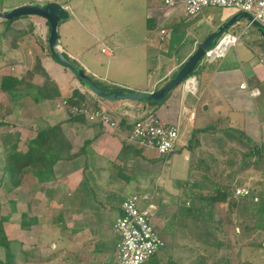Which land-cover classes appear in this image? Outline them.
<instances>
[{"label":"crops","instance_id":"0c3cea01","mask_svg":"<svg viewBox=\"0 0 264 264\" xmlns=\"http://www.w3.org/2000/svg\"><path fill=\"white\" fill-rule=\"evenodd\" d=\"M73 1H55L70 13L59 26L64 52L106 85L136 91H152L163 86L195 52L200 42L238 13L231 8L207 7L194 17L187 16L181 6L167 7L164 0H145L148 12L144 17L145 31L141 38L133 35L135 26L129 20V9L125 10L127 14L122 10L118 12L126 18L122 30L112 29L106 38H102L103 34L97 36L86 29L81 22L84 16L79 6L81 0L75 7ZM19 21L22 26L29 27L24 36L15 42L0 36V157L10 152L13 144L16 151L25 153L29 142L40 130L56 124L61 126L71 145L72 158L59 160L50 176L41 179L26 167L21 184L13 190L15 214L19 215L14 236L22 241L30 233V245L37 251L42 247L47 251L56 248L53 253L48 252L52 254L44 256L49 258L46 264L58 263L59 257L63 264H115L119 237L114 227L121 214L122 201L131 195L142 196L148 201L147 207L154 209V199L162 191L161 185L175 181V178L171 180V172L177 167L174 166V156L179 150L176 148L173 153L162 156L154 149L138 147L130 136L135 117L155 110L153 114L162 122L179 121L181 133L184 127L196 124L201 108L203 117L214 110V119H225L226 114H239L244 131L254 134L249 136L251 139L259 140L264 136V120H261L264 119V39L245 18L229 28L230 31L240 25L244 28L240 34V38L243 37L240 45L239 38L224 57L212 63L200 62L203 71L192 75L197 79V92H188L183 82L157 106L144 101L112 102L96 96L80 83L71 70L54 60L44 20L28 16ZM4 28L5 22L0 19V35ZM155 29L159 32H154ZM162 29L166 33L162 34ZM89 35L100 38L99 50ZM172 44L175 46L173 53L170 52ZM104 46L110 48V54L102 51ZM151 57H155L156 64L150 65ZM134 59L139 62V67L135 66L133 72L136 70L143 74L139 80L134 76H122L130 67L128 62ZM37 62L41 69L36 66ZM32 68L35 73L30 77L27 72ZM42 69L56 85L57 93L51 90L49 96L36 100L37 94L42 95L41 87L45 81ZM4 77L18 80L24 77L27 84L40 89L29 86L23 93L21 83L11 82L12 92H8L1 87ZM74 89L84 95L85 104L89 107L112 114L118 126L110 128L70 113L63 101L68 102ZM185 107L194 110L192 121L189 111H183ZM185 148L184 162L188 163L189 151ZM183 169L187 171L188 166ZM23 213L30 214L32 223L29 229L21 226ZM175 213L178 211L171 214L172 220ZM163 233L166 235V229ZM74 241L77 244L71 248ZM184 243L174 239L171 244L180 247L193 245L188 240ZM166 252L167 249L161 250L154 264H194L196 261L193 254H176L172 259ZM54 253L59 255L55 259L51 257Z\"/></svg>","mask_w":264,"mask_h":264},{"label":"trees","instance_id":"16d2710c","mask_svg":"<svg viewBox=\"0 0 264 264\" xmlns=\"http://www.w3.org/2000/svg\"><path fill=\"white\" fill-rule=\"evenodd\" d=\"M25 17L3 20L5 28L0 36L10 40V42H15L24 36L26 30L17 27L15 23L20 18ZM36 66L40 68V63L37 62ZM202 71L203 68L199 64L190 75H196ZM34 73L35 71L32 68L27 72V75L32 77ZM42 74L45 79L41 87L42 95L38 96L37 94L36 100L49 96L51 90L57 93L56 85L50 80L44 69H42ZM93 80L97 84L110 89H125L119 86L101 84L98 80ZM11 82H14V84L21 83L23 93L29 86L34 87L35 90L40 89L38 86L27 84L24 77L20 80L4 77L1 87L10 92ZM80 83L83 84L81 81ZM165 99L161 102L148 103L157 106L161 105ZM68 102L71 105L84 106V95L78 89H74ZM154 111L149 113L153 114ZM75 116L83 115L75 114ZM233 120L234 117L230 115L225 119L216 118L207 121L201 127H194L186 146L189 151L190 162L187 178L191 183L189 190H184V195L188 196L192 203L188 202V206L185 203L182 204L181 208L179 207L178 214L173 215V219L185 218V221L192 220V222H195V232L185 233L184 238L185 241L195 242L193 244L196 246L186 247L185 245L182 247V250L185 249V255L193 254L197 246L203 249L204 254H198L194 264H233L235 258L232 255L236 254L232 253V250L234 243L240 241V236H242L243 241L246 238L249 239V243L253 247H264V190L255 191L251 189L247 195L236 194L234 190V183L239 184V181H234L237 175H242V172L251 165L263 160L264 141H253L243 128L235 126ZM70 148L71 145L59 124L40 130L37 136L29 142L28 150L25 153L16 151L15 144H13L11 151L0 157V196L7 188L14 189L21 184L23 169L26 167H30L41 179L50 176L54 165L59 160L72 158ZM197 149L205 151L207 158L203 155L200 156V163L195 167L192 162ZM215 149L223 154L228 152L226 160L219 161ZM236 158H240L238 165H236L238 168L223 177L222 170H219L221 164L234 165ZM255 197H257V200H255ZM220 203H227L226 209H219L217 205ZM10 204L9 212L6 215H0V248L4 252V258H0V264H46L49 258L37 259L33 255L29 256L20 247H12V242L9 240L5 228V224L9 221L12 213L16 212L15 201L10 200ZM20 223L22 228H30L32 221L29 213L21 214ZM158 233L160 235L159 231ZM172 234L174 235V232ZM259 236L260 238L255 240ZM171 243H173V240ZM166 246L167 243L164 240V246L152 255L146 264H150L153 257L157 256L161 250H165ZM54 254L51 256L53 259L59 256L58 253ZM236 261L241 263L238 257ZM53 264H63L62 258L59 257V262Z\"/></svg>","mask_w":264,"mask_h":264},{"label":"rangeland","instance_id":"374dc122","mask_svg":"<svg viewBox=\"0 0 264 264\" xmlns=\"http://www.w3.org/2000/svg\"><path fill=\"white\" fill-rule=\"evenodd\" d=\"M35 1H59V2H64L65 0H0V10H8L11 9L13 7L22 5V4H26V3H31V2H35ZM77 1L79 0H74L72 3L74 4L73 6L75 7V4L77 3ZM135 3V4H134ZM80 10L84 11L83 15V19L81 17V22L84 23L85 27L87 30H89V32L94 33V35L97 34H103L102 38H106V36L108 35L107 32L113 31L112 29H118L119 31L122 30V27L125 24V20L126 18H123V14H127L126 11L127 9H129L130 11V22H133L135 28H134V32L133 35L135 38H141V35L144 33L145 31V19L144 17H146V13L148 12L146 9V2L145 0H81L80 1ZM121 7V8H120ZM126 8V9H125ZM76 9V13H77ZM122 10V11H121ZM126 10V11H125ZM121 11L123 12V14H118V12ZM78 14V13H77ZM119 15V16H118ZM81 16V15H80ZM195 17V16H194ZM2 20V19H1ZM188 21V19H187ZM16 26L17 27H21L22 23L21 21L17 20L16 21ZM24 30H26L27 32V28L29 29V27H25L24 24L21 27ZM232 32L236 33V34H242V30H244V28L242 27V25L235 27V28H231ZM118 31V32H119ZM177 32L179 31V29L176 30ZM154 32H159V30H154ZM106 35H105V34ZM178 33L174 34L177 35ZM98 36V35H97ZM110 37V36H109ZM245 37V36H244ZM90 40L92 41V43L94 44V46H96V48L99 50L101 47L100 41H98V38H92L89 35ZM242 36L238 42V44L240 45L242 42ZM142 49V48H141ZM140 51V50H139ZM157 51V50H155ZM175 51V46L174 44H172L170 52L173 53ZM232 52V51H231ZM154 53V51L152 52ZM155 57H151V62L150 65H154L155 63ZM133 61V62H132ZM129 63L128 66H130L127 70V72H123L122 76L124 78H135L137 80L142 79L143 74L141 72H133V68H135V66L139 67V62L134 59ZM134 63V64H133ZM133 64V65H132ZM134 73V74H133ZM93 79L97 80L95 77H92ZM99 83L101 84H105L104 82H102L101 80H98ZM263 106V105H262ZM201 109V108H200ZM200 109H199V114H198V119H197V123L195 125H191V127L186 126L184 127V129L182 130V132L180 133V137L178 139L176 148L179 150V152L174 156L175 162H174V166H177L176 168L173 169L172 176H171V180H173L175 178V181H168L166 182V184L161 185L162 191H160V193L158 194V197L154 199L155 202V208H150V212L153 216V222L154 225L156 227V230L159 231L162 235L163 240H166L167 246L168 244L170 246H166L167 252L168 253V257L172 258L177 254V256H181V255H185L186 252H184L185 249L182 250V246L180 247V245L176 244L175 246H173L169 240H174L181 243V244H185V238H184V234L185 233H193L194 228H195V222L191 221H185V218H174L172 220L171 218V214L175 211H179V209L181 208L182 204H186L188 206V202L192 203L191 200L188 198V196L184 195V190H189V185L191 183V181L186 178L188 176L189 172V164L190 162L187 163L184 162V154L186 151V146L187 143L189 142V139L192 135V129L194 127H201L202 125H204V123H206L207 121L210 120H214V113L216 114V112L213 110V112H211L210 114H208L206 117H203V115L200 114ZM231 114V113H230ZM261 114V113H260ZM262 115V114H261ZM225 117H227V114L224 115ZM232 117L234 118V124L235 126H239L241 128H244L243 126V120H241V116L239 114L235 115L234 113L231 114ZM249 116H251L249 114ZM261 120L263 121L264 119L261 118ZM241 123V125L239 124ZM249 129V128H248ZM247 130V129H246ZM248 134V133H246ZM248 136H254L253 133H250V135L248 134ZM262 139L259 140H253L255 142H263L264 141V136H262ZM205 148V147H204ZM215 153L218 156V160L219 161H224L226 160V157L228 155V152L226 154H223L222 152H218L216 149L214 150ZM181 153V156L179 155ZM205 154V155H204ZM207 156V153H205V151L201 150V149H197L195 151V154L193 156V166H198L200 161V156ZM207 158V157H206ZM255 159V157H254ZM238 160L240 161V158H236L234 160L235 164L234 165H229V164H221V168H219V170H222L223 172V177L226 176V174H228L231 171L236 170L238 167L236 165H238ZM184 164V165H183ZM184 166H188V169L186 171V169L184 170L183 167ZM179 169V170H178ZM224 170V171H223ZM183 173V176L180 175L181 173ZM169 178V177H167ZM180 178V179H179ZM182 181L179 182V181ZM234 181H239V184L236 182L234 183L235 187V193L236 194H240L237 192L238 188L244 187L246 189H248L249 191L252 190H264V158L261 162L258 163H254L253 165H251L248 169H246L244 172H242V175L239 174L237 175L236 180ZM241 182V184H240ZM242 182H243V186H242ZM14 189H6L4 191V193L1 194L0 196V215H6L9 212V208H10V200H14ZM197 191V190H196ZM5 194V195H4ZM15 206H16V201H15ZM139 206L140 207H147L148 206V201L144 200L141 196V198H139ZM218 208H224L226 209L227 207V203H220L219 205H217ZM180 207V208H179ZM28 208V212H29ZM16 212L12 213L9 221L6 222L5 224V228H6V232L8 234L9 240H11L12 242V247H16L20 249H23L27 252V254L29 256L33 255L35 256V258L37 257H41L44 258L45 255L47 254H52V251L57 250L56 248L51 249L52 251H47V248L42 247V249L37 248L38 251L36 250V248L32 247L30 244L31 240V234L27 233L28 236H24V240H19L18 237L14 236V230H15V226H18V222H19V215L15 214ZM30 215V214H29ZM168 226V227H167ZM169 228V229H167ZM171 228V229H170ZM166 229V235L165 233H163V231ZM196 229V228H195ZM174 232V236H172V232ZM56 233V232H55ZM239 235V234H238ZM241 235V233H240ZM166 236L168 238H166ZM17 238V239H16ZM20 238V237H19ZM240 241L235 242L232 253L236 254V255H232L234 256L235 260H233V264H264V247H253L252 245H250L251 243L249 239L246 238V240H242V236L239 237ZM260 238L257 237L258 240ZM258 242V241H257ZM195 243V242H193ZM77 243L74 241V244L71 246L74 247ZM256 244V243H255ZM192 246H196L195 244H193ZM193 248V247H192ZM75 249H78V247H75ZM224 249V248H223ZM36 250V251H34ZM48 252H52V253H48ZM165 254V253H164ZM198 254H204V251L201 247L197 246L196 250L194 251L193 255L195 258ZM164 256V255H163ZM237 257L241 260L240 262H237L236 259ZM0 258H4V252L3 249L0 248ZM159 257L158 255L153 257V259L150 261V264H154L156 260H158ZM243 262V263H242Z\"/></svg>","mask_w":264,"mask_h":264},{"label":"built area","instance_id":"2783aa9c","mask_svg":"<svg viewBox=\"0 0 264 264\" xmlns=\"http://www.w3.org/2000/svg\"><path fill=\"white\" fill-rule=\"evenodd\" d=\"M167 7H183L187 16H195L207 7L231 8L236 11L250 12L264 25V0H164ZM161 33H166L165 29ZM240 34L225 30L214 45L206 51L202 61L212 63L224 57L227 51L236 45ZM102 51L110 54V48L104 46ZM185 89L195 94L197 92V79L190 75L184 81ZM245 85H243L244 87ZM258 92H253L257 94ZM72 114H80L90 121H97L110 128L118 126V121L104 109L92 108L88 105L76 106L63 101ZM190 114L191 121L194 110L184 108ZM180 122L165 123L156 115L147 113L135 117L131 123V139L140 148H150L162 156L171 154L180 137ZM242 195L249 194V190L242 187L237 189ZM257 200V197H255ZM149 207L139 206V197L131 195L122 201L121 214L115 223V232L119 240L117 243V257L115 264H146L157 251L164 246V240L159 235L153 222Z\"/></svg>","mask_w":264,"mask_h":264},{"label":"water","instance_id":"95a60500","mask_svg":"<svg viewBox=\"0 0 264 264\" xmlns=\"http://www.w3.org/2000/svg\"><path fill=\"white\" fill-rule=\"evenodd\" d=\"M69 15L70 13L67 8L55 1H35L8 10H0V19L2 20H13L14 18L25 16H34L44 20L49 30L48 45L54 60L71 70L76 78H78L90 92L104 100L112 102L124 100L144 102L163 101L170 91L182 84L196 69L202 61L206 51L214 45L222 33L242 18L247 19L250 25L255 27L264 39V25L261 24L252 13L239 11L200 42L195 52L184 62L176 74L160 88L152 91L110 89L97 84L84 68L71 60L64 52L59 38V26L62 21L69 18Z\"/></svg>","mask_w":264,"mask_h":264},{"label":"clouds","instance_id":"9594fccd","mask_svg":"<svg viewBox=\"0 0 264 264\" xmlns=\"http://www.w3.org/2000/svg\"><path fill=\"white\" fill-rule=\"evenodd\" d=\"M189 76H190V75H189ZM189 76H188V77H189Z\"/></svg>","mask_w":264,"mask_h":264}]
</instances>
